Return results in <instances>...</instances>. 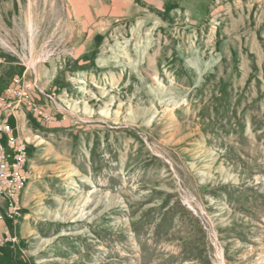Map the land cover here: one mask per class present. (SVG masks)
I'll use <instances>...</instances> for the list:
<instances>
[{
    "label": "rangeland",
    "instance_id": "rangeland-1",
    "mask_svg": "<svg viewBox=\"0 0 264 264\" xmlns=\"http://www.w3.org/2000/svg\"><path fill=\"white\" fill-rule=\"evenodd\" d=\"M20 1L0 95L30 86L32 180L0 264H264V0L98 24Z\"/></svg>",
    "mask_w": 264,
    "mask_h": 264
},
{
    "label": "crops",
    "instance_id": "crops-1",
    "mask_svg": "<svg viewBox=\"0 0 264 264\" xmlns=\"http://www.w3.org/2000/svg\"><path fill=\"white\" fill-rule=\"evenodd\" d=\"M20 2H21L20 0H0V36H8L11 33L15 34L14 32L11 31V23L13 21L15 25L17 18L15 16L14 6L15 5L19 6ZM78 2L79 3L76 8V10L78 11L77 14L80 15L82 18L84 17L85 20L87 21L97 22L96 24H98V22L111 21L114 18V16H118V17L122 15L126 16L131 11H134L135 5H138V4L142 6L143 5L151 6L157 9L160 8L161 10L165 12H171L173 10H177L178 8L184 9L188 7H196L198 4H201L203 0H78ZM4 6H6L7 8L6 10L3 11ZM72 6L74 8L73 10H75L73 0H72ZM8 21H11V22H8ZM1 62L2 60L0 59V63ZM50 76H53V74ZM37 78H40V76ZM41 93H43V91H41ZM8 118H11L13 122L12 127L19 129V125L21 123L19 122V118H16L14 114H11L9 117H7V119ZM1 137H3L2 139L3 142H5L4 135H1ZM27 153H28V159L26 160L24 167L27 170V172L28 171L30 172V174H29L28 184L24 186V188L22 189L20 193V197H21V204H20L21 209L20 210L22 213H23V208H24L23 192H25V188L29 185V183L32 180V169L30 166L29 151ZM4 205H5L4 200L0 198V210L1 211L4 209ZM21 217L22 216L18 218H21ZM7 221H10V220H7ZM15 221L13 223H15ZM3 229L7 231L8 235H10L12 238L16 240L15 234L9 232L8 229H5L4 227ZM6 243L7 245L10 246V245H13L15 242L11 240V241H7Z\"/></svg>",
    "mask_w": 264,
    "mask_h": 264
},
{
    "label": "built area",
    "instance_id": "built-area-1",
    "mask_svg": "<svg viewBox=\"0 0 264 264\" xmlns=\"http://www.w3.org/2000/svg\"><path fill=\"white\" fill-rule=\"evenodd\" d=\"M14 82L15 84L19 83V79H15ZM30 92L28 84L22 88L12 86L0 95V103L11 102L15 96L20 97V100L26 99ZM13 111L8 114H0V142H3L1 135H4L5 142H7V149H0V198L5 202L4 209L0 212V221L14 220L21 215V210H17V198H21L23 178L28 176L22 167L23 162L28 159V153L26 149L21 148V140L13 134V127L6 122V117L14 114ZM43 118L45 121L50 120L48 115ZM11 240L14 241V238L8 235L0 225V244Z\"/></svg>",
    "mask_w": 264,
    "mask_h": 264
},
{
    "label": "bare ground",
    "instance_id": "bare-ground-1",
    "mask_svg": "<svg viewBox=\"0 0 264 264\" xmlns=\"http://www.w3.org/2000/svg\"><path fill=\"white\" fill-rule=\"evenodd\" d=\"M13 103L14 101H11V102H2L0 103V114H7L9 112H11L12 110H14L13 108ZM18 105V104H17ZM16 105V106H17ZM22 140V139H21ZM21 148L22 149H26L25 148V144L21 142ZM0 149H7V142H0ZM25 162H23L22 164V167H23V171H25L27 173L28 176H24L23 178V182L24 184L21 185V191L22 189L24 188L25 185L28 184V179H29V174L30 172L25 169L24 165H25ZM21 193V192H20ZM20 204H21V198H17V210H20ZM81 209V208H80ZM81 212V211H80Z\"/></svg>",
    "mask_w": 264,
    "mask_h": 264
}]
</instances>
